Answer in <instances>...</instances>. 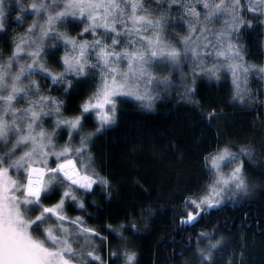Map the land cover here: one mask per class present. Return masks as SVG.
<instances>
[{
  "label": "snow or ice",
  "instance_id": "6c2138e0",
  "mask_svg": "<svg viewBox=\"0 0 264 264\" xmlns=\"http://www.w3.org/2000/svg\"><path fill=\"white\" fill-rule=\"evenodd\" d=\"M255 29L264 36V0H0V264H140L124 235L147 226L138 202L122 208L124 222L107 225V236L85 219L98 188L117 199L96 141L117 125L121 104L151 112L173 93L207 131L195 144L199 175L170 209L187 243L160 238L153 264H251L247 235L235 224L225 235L211 217L264 194L249 174L264 176V130L259 140L230 138L221 102L200 98V86L227 85L225 107L254 114L264 129V63L250 62L242 42Z\"/></svg>",
  "mask_w": 264,
  "mask_h": 264
},
{
  "label": "trees",
  "instance_id": "16d2710c",
  "mask_svg": "<svg viewBox=\"0 0 264 264\" xmlns=\"http://www.w3.org/2000/svg\"><path fill=\"white\" fill-rule=\"evenodd\" d=\"M30 22L31 17L24 21ZM16 30L23 31L19 27ZM178 31L183 34L182 30ZM260 32V29L247 31L242 41L249 46V61L257 64L264 63V49L259 47L264 36ZM36 78L39 79L38 76ZM172 80L174 84H179L176 75ZM255 86L256 78L253 77V90ZM226 89L227 85L220 89L214 84L204 83L200 86V98L208 97L211 101L221 102L220 107L227 113L224 122L231 126L225 130L230 138L242 141L255 136L259 140V134L264 129L260 123L254 122V114L225 107L229 100ZM78 103V100L73 101L69 106L74 107ZM205 104L207 106V101ZM120 107L117 125L96 141L97 154L104 163L103 174L111 176L116 186L113 196L117 199L109 203L98 188L94 195L87 197L90 204L93 200L96 204L87 209L92 218L85 216V219L89 226L100 229L101 234L107 236L108 233L103 229L109 224L116 227L123 223L122 208H131L135 200L144 208V219L148 223L146 227L138 224V235L133 236L131 232H124V235L132 241L129 247L138 251L140 264H153L154 259H162V252L157 250L160 238L180 241L184 237L187 243L188 233H180L178 222H173L174 213L170 209L180 204L181 194L190 187L184 182L195 180L199 175L200 158L195 144L207 130L200 125L196 110L180 101L175 93L163 102H157L151 112L137 108L135 102L123 103ZM86 126L89 130L93 127L91 122ZM181 154L184 156L183 162L179 160ZM249 174L259 188L264 176L252 169H249ZM98 207L104 211H98ZM68 212L72 216L82 215L73 208H69ZM151 212L156 213L155 218L148 220L147 214ZM261 218H264V194L258 190L246 202L228 203L214 211L211 220L214 224L223 225L218 227V231L225 235L226 229L235 224L236 228L232 231H240L248 237L251 264H264V236L259 235L264 231V225L259 223ZM205 222L202 220L195 231H201ZM109 241L113 247L118 243L111 236ZM174 247L177 252L184 250L179 245ZM166 251L171 254L172 248L167 247ZM229 252L230 249L219 253L218 258H226ZM104 257L107 259V251ZM116 264L121 262L117 260Z\"/></svg>",
  "mask_w": 264,
  "mask_h": 264
},
{
  "label": "rangeland",
  "instance_id": "374dc122",
  "mask_svg": "<svg viewBox=\"0 0 264 264\" xmlns=\"http://www.w3.org/2000/svg\"><path fill=\"white\" fill-rule=\"evenodd\" d=\"M185 71H186V69H185ZM162 74L167 75V71L166 70L163 71ZM175 75H176L177 79L179 80L178 82L180 83V74H179V72H177ZM36 79H38V78H36Z\"/></svg>",
  "mask_w": 264,
  "mask_h": 264
}]
</instances>
